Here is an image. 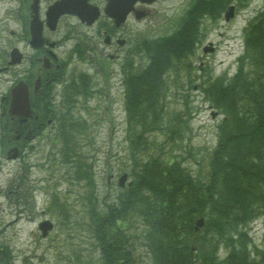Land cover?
<instances>
[{"label":"trees","instance_id":"16d2710c","mask_svg":"<svg viewBox=\"0 0 264 264\" xmlns=\"http://www.w3.org/2000/svg\"><path fill=\"white\" fill-rule=\"evenodd\" d=\"M233 1L195 0L173 33L145 42L148 62L126 76L132 178L115 196H106L112 203L101 214L88 211L101 253L95 264H139L144 252L151 264H264V249L258 251L249 236L251 222L264 216V6L246 26L235 73L209 79L202 88L222 115L209 180L196 179L175 155L169 160L155 155L147 140L164 112L166 74L200 39L202 15H221ZM77 123L73 120L63 136L71 147ZM169 124L168 134H177L174 123ZM87 168L93 188L92 165ZM88 199L98 203L94 191ZM200 216L205 224L196 231ZM133 227L135 233L128 229ZM220 249L227 256L221 258Z\"/></svg>","mask_w":264,"mask_h":264},{"label":"rangeland","instance_id":"374dc122","mask_svg":"<svg viewBox=\"0 0 264 264\" xmlns=\"http://www.w3.org/2000/svg\"><path fill=\"white\" fill-rule=\"evenodd\" d=\"M193 2L194 0H158L151 8L150 19L138 23L131 21L127 24L126 32H132L128 37L129 40L132 39L135 50L132 54L126 52L122 56V63L114 64L110 59L108 65L104 57L110 52L114 53V49L99 48L102 52L97 58L102 61L105 68L100 70L101 74L93 75V77L100 86L95 89L97 92L94 96H88L87 102L86 98H79L73 110L74 118L78 120L77 127L72 130L75 135L74 152H77L78 157H75L73 165L63 163L61 154L47 145L50 141L47 144L42 142V145L33 151L30 161L45 162L41 157L50 152V164L38 173L41 177L48 176V180L39 183L40 190L33 197V203L28 201L27 211L24 212V206L18 211L10 208L7 212L5 210L1 213L3 223H10L5 243L11 251L12 264L97 263L96 259L101 253L96 251L98 244L95 241L94 231L90 227L91 219L88 211L96 209V212L101 214L111 201L106 200L104 204L103 202L91 203L88 199L89 195L94 191L104 200L108 190H111L112 194L117 192V181L120 175L127 172V182L132 178L130 174L132 164L128 159L129 140L124 130L125 121L123 122L127 114L123 110L122 100L114 105L112 103L114 94L120 92L123 96L124 92L120 83L122 73L120 71L114 73V70L115 68L120 70L122 66H125V71L129 75L131 71L142 69L148 61V55L144 51L145 42L173 33ZM233 2L236 4L235 13L228 21L225 20L224 13L218 16L208 13L202 15L200 39L190 55L166 74L164 112L160 115L156 128L147 135L149 151L155 155H161L160 158L167 157L168 160L172 158L170 155H175L174 158L181 160L199 181L209 180L211 153L217 141L216 125L222 119L218 109L204 97L202 88L209 79L221 75L230 78L235 73L237 59L244 51L246 26L264 5V0ZM6 4L7 2L0 3V20ZM9 22L7 29H16L14 25L16 23L12 20ZM2 26L0 22V28ZM210 41L215 45L214 51L204 52L203 46ZM87 56L95 57L89 52ZM73 64L74 70L87 71L89 74L93 72V64L89 60L86 63L73 61L70 67ZM108 106L110 112L106 111ZM211 111H216L217 114L212 116ZM170 121L174 123L177 134H168ZM57 123L51 126L50 131L55 130ZM178 135H182L183 140H174V137ZM78 160L83 161L84 167L81 170L82 177L80 178L78 174V179H75L72 177L77 169ZM88 164L92 165V184H96L98 190L95 185L93 188L88 185ZM109 174L113 175L111 187L108 185ZM45 188L47 191L51 189L53 193L57 191L61 204L66 203L65 214H61L58 208L51 209L49 204L47 207L44 201L45 192L43 193ZM43 209L46 210L44 214L53 219L56 225L46 238L40 235L38 228L39 219L44 215L41 214ZM129 216L132 217L131 212ZM251 225L252 236H249L260 251L264 249V216L261 214L256 217ZM133 230L137 231L135 227ZM249 248L255 247L250 245ZM224 254L225 251L220 249L219 255L222 257ZM138 262L151 263L145 252Z\"/></svg>","mask_w":264,"mask_h":264},{"label":"flooded vegetation","instance_id":"af4514ba","mask_svg":"<svg viewBox=\"0 0 264 264\" xmlns=\"http://www.w3.org/2000/svg\"><path fill=\"white\" fill-rule=\"evenodd\" d=\"M55 1L0 0V3L7 2L0 20L3 24L0 28V264H8L5 239L10 227V223H3L1 213L10 208L18 211L24 206V212L28 210L25 201L34 182L32 172L26 169L31 157L26 146L29 150L36 148L30 140L39 142L46 137V123L52 122V113L46 122L43 121L45 116L37 112L40 111L38 106L63 100V90L71 82V57L87 52L98 56L102 52L98 46L102 45L116 51L108 53L107 58L119 60L121 51L126 50L132 40L128 37L132 32H126V25L131 19L146 20L151 12L149 7L157 0L150 4L136 1L122 24L104 14L107 0H88L101 10L92 24L72 13H63L56 21H46L47 9ZM36 11L42 29L41 37L34 40L31 22ZM141 11L144 17L140 19L138 13ZM10 20L16 23V29H7ZM18 80L27 84L33 107L27 117L10 110L13 87L9 89L7 84Z\"/></svg>","mask_w":264,"mask_h":264},{"label":"water","instance_id":"95a60500","mask_svg":"<svg viewBox=\"0 0 264 264\" xmlns=\"http://www.w3.org/2000/svg\"><path fill=\"white\" fill-rule=\"evenodd\" d=\"M129 10V9H128ZM128 10L126 12H128ZM124 12V11H123ZM126 12H124L123 14H125ZM233 13H234V6H231L229 8V10L226 12V19L228 20L230 17L233 16ZM112 14V13H111ZM117 17H119V15H116ZM124 16V15H123ZM212 51L213 50V47H211V44L210 45H207L204 47V51ZM17 107H21V108H25V109H28L29 108V103L26 99V97L22 94H20L19 92H17L14 96V99H13V102H12V108H17ZM126 180V175H123L119 182L121 185H124V182ZM203 224V218H200L197 220V223H196V228H198L200 225ZM44 224L42 223V226ZM50 228V225H45L44 226V234L46 233V230Z\"/></svg>","mask_w":264,"mask_h":264}]
</instances>
